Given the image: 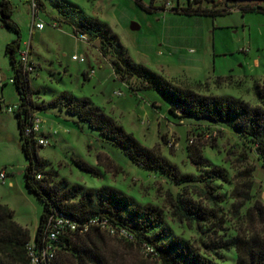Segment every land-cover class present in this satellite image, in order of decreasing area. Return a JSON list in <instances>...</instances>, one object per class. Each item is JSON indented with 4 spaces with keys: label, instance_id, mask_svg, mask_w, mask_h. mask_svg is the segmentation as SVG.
Listing matches in <instances>:
<instances>
[{
    "label": "rangeland",
    "instance_id": "obj_1",
    "mask_svg": "<svg viewBox=\"0 0 264 264\" xmlns=\"http://www.w3.org/2000/svg\"><path fill=\"white\" fill-rule=\"evenodd\" d=\"M10 1L13 20L21 28L22 37L30 42L32 0ZM40 1L44 4L36 0L37 21L46 29L34 36L30 53L36 66L30 74L34 102L48 104L65 92L76 99H89L141 144L158 150L176 164L182 173L199 176L201 172L188 158V147L193 143L211 166L223 169L227 176L226 182L215 183L224 199L221 208L226 223L220 234L233 237L247 229L246 211L257 202L264 205V168L254 147L222 123L172 115L168 103L156 91L132 90L135 80L124 82L114 74L112 56L100 53L96 45L99 40L88 38L87 43L74 34L55 5L58 0ZM59 1L74 9L81 19L94 18L108 25L135 63L150 68L164 80L204 95L231 96L254 106L259 104L255 86L264 85V0L258 4L261 12H243L233 4H222L214 10L224 14L216 17L162 12L158 9L164 7V0ZM171 1L174 8L187 5L185 0ZM140 3L147 8L153 6V12L144 10ZM204 7L211 8L208 4ZM133 23L140 26L138 31L131 29ZM14 39L16 35L0 24V173H8L5 183L0 181V204L13 211L14 221L34 240L44 204L26 187L29 160L22 150L16 115L7 112L20 103L12 83L14 69L6 52ZM74 55L86 61H74ZM86 72L91 73L90 77ZM37 116L42 121L39 137L49 143L39 147L38 157L50 163L46 171L51 173L48 177L52 182L65 179L70 187L80 185L84 189L112 187L141 207L156 206L170 234L166 241L177 237L211 261L235 264L234 250L222 252L224 259H218L205 251L206 236L196 226L179 224L171 217L167 191L178 194L183 190L181 186L135 164L121 148L106 143L98 130L61 106L40 110ZM79 159L95 167L101 176L81 171L75 163ZM250 184L251 199L243 204L238 216L236 210L241 202L234 192L246 191ZM106 238L110 250L119 254L117 264H161L141 248L128 247L119 238Z\"/></svg>",
    "mask_w": 264,
    "mask_h": 264
},
{
    "label": "trees",
    "instance_id": "obj_2",
    "mask_svg": "<svg viewBox=\"0 0 264 264\" xmlns=\"http://www.w3.org/2000/svg\"><path fill=\"white\" fill-rule=\"evenodd\" d=\"M185 1L186 7H176L172 11L186 16L216 17L224 14L214 10L222 4H233L243 12L263 11L258 4L238 6V0ZM204 4L211 8L204 7ZM55 5L75 35H86L91 41L101 42L98 49L104 56H112L114 74L124 82L135 80V83L131 84L132 90H152L160 93L168 103L170 113L176 117H193L226 125L254 147L264 168V85L255 86L259 100L256 106L231 96L204 95L179 87L164 80L150 68L135 63L105 23L89 17L81 19L74 9L59 0ZM141 6L149 13L154 10L153 6ZM12 15L10 1L0 0V24L16 35V39L7 45L6 52L14 69L12 83L20 97V103L14 113L20 129L22 150L29 160L25 170V184L44 204V212L36 233L38 241L52 214L66 215L81 223L93 218H104L115 228L134 237L133 242L119 238L120 241L125 242L128 247L153 248L155 255L152 258L161 264H218L180 238L173 237L166 241L170 234L165 228L163 213L156 206L141 207L134 203L132 197L112 187L84 189L80 185L70 187L65 179L52 182L48 177L51 173L46 171L50 163L38 157V141L35 137L26 136L25 128L38 111L61 106L90 128L98 130L106 143L121 148L135 164L159 172L172 184L182 187L183 190L178 194L167 191L166 202L171 210V217L179 224L196 226L201 234L206 236V252L222 260V252L234 250L235 264H264V205L257 202L246 211L244 220L247 229L233 237L220 234L226 223L221 208L224 199L218 193L215 183L226 182L227 176L223 169L211 166L204 159L199 147L191 143L188 147V158L201 172L200 175L182 173L176 164L162 156L158 150L141 144L133 134L126 132L89 99H76L65 92L48 104L35 103L30 86V73L24 71L19 58L22 31L12 19ZM75 163L81 171L96 177L101 176L95 167L85 161L79 159L75 160ZM40 175L43 177L38 178ZM251 189L252 184L246 191L234 192L236 200L241 202L236 210L238 216L243 204L251 199ZM107 236L109 235L97 228L83 235L67 233L57 244V255L52 264H117L119 254L110 250ZM30 240L29 231L14 221L13 211L0 204V264H31L26 248Z\"/></svg>",
    "mask_w": 264,
    "mask_h": 264
},
{
    "label": "built area",
    "instance_id": "obj_3",
    "mask_svg": "<svg viewBox=\"0 0 264 264\" xmlns=\"http://www.w3.org/2000/svg\"><path fill=\"white\" fill-rule=\"evenodd\" d=\"M175 6L171 0H165L164 7H160L162 12H167L168 10H173ZM33 8V28L43 30L45 28L44 23L38 22L39 8L36 0H32ZM54 28L57 26L54 25ZM80 39L88 43V37L86 35H80ZM20 62L22 63L23 69L27 73H33L36 71V66L30 60V48L22 49L19 53ZM74 61L84 63L86 59L84 57H79L74 55L72 57ZM91 75V73H89ZM3 87V84H1ZM117 95L121 96L122 93L118 92ZM15 109L9 107L7 109L8 113H14ZM41 123L42 121L38 118L37 114L31 120V123L26 126L25 134L26 136L35 137L38 141L40 147L48 145L46 138L39 137L41 133ZM56 134V133H55ZM193 142V141H192ZM8 173L3 171L0 173V181L5 183ZM97 228L100 231L108 234L112 237H117L120 239H125L127 241L133 242L134 237L124 230H119L115 228L107 219L104 218H93L84 223L77 221L74 218H71L62 214H52L42 231V236L38 241L36 235L34 240H30L27 245V252L30 258L31 264H52L54 261L57 250L58 243L61 241L63 236L67 233H77V234H87L92 229ZM143 253L148 257H153L155 255L154 249L149 246H144L142 248Z\"/></svg>",
    "mask_w": 264,
    "mask_h": 264
},
{
    "label": "crops",
    "instance_id": "obj_4",
    "mask_svg": "<svg viewBox=\"0 0 264 264\" xmlns=\"http://www.w3.org/2000/svg\"><path fill=\"white\" fill-rule=\"evenodd\" d=\"M10 1V0H9ZM37 2L40 4V5H43L44 3L42 2V1H40V0H37ZM10 3H11V1H10ZM154 7H155V5H154ZM156 8V7H155ZM158 10H160V8L158 9ZM161 11V10H160ZM12 19H13V15H12ZM33 26V21H32V24H31V28H30V35H31V41L30 42H28V40L27 39H25V37L23 38L22 36H21V48L22 49H24L25 47H27V46H29V48H30V53L32 54V51H33V38H34V36L37 34V33H40V32H42V31H44L45 29H46V27L43 29V30H39V29H35V28H33L32 27ZM15 40V39H14ZM87 73V75L89 74V72H86ZM88 77H90V75H88ZM3 87H4V85H3ZM2 109V103L0 102V110Z\"/></svg>",
    "mask_w": 264,
    "mask_h": 264
},
{
    "label": "water",
    "instance_id": "obj_5",
    "mask_svg": "<svg viewBox=\"0 0 264 264\" xmlns=\"http://www.w3.org/2000/svg\"><path fill=\"white\" fill-rule=\"evenodd\" d=\"M261 1L262 0H238V6H252V5L259 4ZM131 29L134 31H138L140 29V26L133 23L131 25ZM96 45L97 47H100L101 42L98 41Z\"/></svg>",
    "mask_w": 264,
    "mask_h": 264
}]
</instances>
